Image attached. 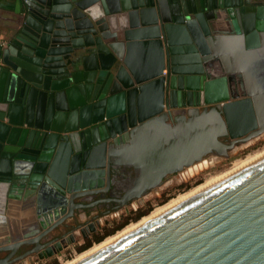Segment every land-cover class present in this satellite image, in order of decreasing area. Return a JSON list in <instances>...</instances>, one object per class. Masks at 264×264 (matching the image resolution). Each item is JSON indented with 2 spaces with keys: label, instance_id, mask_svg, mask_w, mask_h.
Segmentation results:
<instances>
[{
  "label": "water",
  "instance_id": "95a60500",
  "mask_svg": "<svg viewBox=\"0 0 264 264\" xmlns=\"http://www.w3.org/2000/svg\"><path fill=\"white\" fill-rule=\"evenodd\" d=\"M21 1L0 38L7 42L0 46V105H7L0 109V181L10 183L9 199L21 177L17 161L34 163L30 180L46 173L52 188L38 189L35 216L44 228L40 214L51 207L55 223L44 232L66 218L60 206L67 200L109 189V181L100 189L102 171L90 165L70 171L69 197L48 180L70 156L102 154L109 137L115 147L107 156L122 170L136 167L138 135L158 145L152 156L140 155L139 176L122 189L127 213L128 201L142 203L168 175L206 156L227 158L264 134V0H106L108 16L128 18L119 31L107 17L90 20L96 0ZM39 106L57 111L53 124L39 126ZM171 108L182 116L173 125ZM66 116L74 121L63 123ZM23 146L30 156L19 155ZM7 233L0 226V253L29 243L9 245ZM36 255L47 260L52 252ZM10 258L0 264H26ZM69 264H264V154Z\"/></svg>",
  "mask_w": 264,
  "mask_h": 264
},
{
  "label": "flooded vegetation",
  "instance_id": "af4514ba",
  "mask_svg": "<svg viewBox=\"0 0 264 264\" xmlns=\"http://www.w3.org/2000/svg\"><path fill=\"white\" fill-rule=\"evenodd\" d=\"M7 44V42H5ZM6 47V46H5ZM121 50H124V44L119 45ZM81 57V56H80ZM79 59V55L75 56L73 60ZM72 60V61H73ZM92 62H89V65H91ZM72 66H70V70H72ZM90 71H93V69H90ZM164 75V74H163ZM97 76H93L91 78V83L95 86L97 85ZM104 79H102L101 82H99V85L103 84ZM235 92L239 93V86L238 82L235 81ZM243 90L246 91V82H243ZM172 110V111H171ZM179 108L176 109H170L171 111V117L169 118L168 123L171 125L176 123V120L178 118H181V114L178 111ZM56 112L53 109H48L47 107H40L39 106V126L41 123H46L48 125L53 124L54 119L57 117ZM62 114V113H60ZM187 116L186 114H184ZM56 116V117H55ZM64 122L66 123L69 121L73 122V118L69 119V116L63 117ZM47 121V122H46ZM59 122V121H58ZM138 125V123H137ZM104 126H99L102 128ZM43 134L42 129H39V144L43 140ZM116 136H118L117 133H115ZM124 133H121V135ZM38 137L32 135V142L36 141ZM150 140V138H149ZM104 149L103 153L99 154L96 158L90 159L87 157L86 159H83V156L81 155L78 159H73L72 156H70L66 160V164L62 165V168L59 171H52L51 177L48 178L49 181H51L54 185L60 187L65 192V196L69 197L71 194H66V188H68L69 177L71 176L70 171L72 170L74 173L84 171V170H90L96 169L102 171V187L100 189H105L106 184L109 181V189L106 191H102L93 195H86V196H80L75 197L70 202L67 200L65 204H61L63 208V214L67 215L66 218L58 224L56 227H53L48 232H44L46 229L51 227L52 224L55 223V221L50 219L49 213L53 212V209L51 207H47L45 209L49 210H42L40 217L43 221L42 223L45 225L43 228L39 222L36 220V209L37 207V192L38 189L40 190L43 185H45L48 189L52 188L50 185H46L47 183H44V178L46 177V173L41 174L39 176V181H33L30 180L28 176H21L19 180L17 181L16 188H13V192L11 194V198H9L6 203V209L5 213L8 216V222L5 225V227L8 230L7 237L9 240V245H13L15 242L19 241H29V243L22 244L18 246L13 252L7 251L0 253V259H3L9 255H11V260L14 258L22 257L24 261H26V264H33L32 259H37V253H46L47 249H49V252H52V256L49 257L53 258L57 256L58 254L66 252L70 246L74 245L75 243H78L79 245L77 247H81L84 245H87L89 242L93 241L98 235L102 234L105 229L101 227L100 225V219L103 217L111 216L113 219V216H117L120 211L125 210L123 207L120 206V203H122V198L124 196V193L122 189L124 186L127 185L128 181L130 179H134L135 177L139 176L140 171L142 170V166H140V155L146 149L152 156L155 154V151L158 150V145H152L146 144L143 142V138L141 135H138L137 138L133 139V150H134V156L136 157V167L130 168V169H123V167H116L114 166L113 161L116 159V156L113 154V156H107V150L108 147L111 145L112 148L115 147V144L112 143V139L109 137L107 140L104 141ZM122 146V144H121ZM117 147V150L120 151V147ZM10 147V146H8ZM146 147V148H145ZM238 147V146H237ZM236 147V148H237ZM122 149V148H121ZM25 146L21 148L19 151L20 153H23L27 156H30L31 153H29ZM3 153L2 151L0 154ZM6 154V153H5ZM74 157V156H73ZM212 159H215V157L212 156H206L203 158L202 163L207 161V164H211ZM89 162V163H88ZM199 164V163H197ZM90 165V168H85V166ZM196 165V164H195ZM201 166L197 165L195 168L191 169L190 171L186 169L187 174L190 172H193L195 170H198V168ZM2 167L5 168L4 165ZM41 169V167H40ZM3 170V168L1 169ZM0 170V171H1ZM44 170V168H43ZM41 169V171H43ZM183 174V172H181ZM176 174L168 175L167 177L162 179V184L157 189L164 188L167 184L169 179ZM116 182V183H115ZM31 185H35V189H30ZM71 189H75L78 186L75 184H71ZM12 189V187L10 188ZM75 191V190H74ZM77 191L73 192L72 194H75ZM50 194L46 198H50ZM68 199V198H67ZM112 200V202H111ZM114 201V202H113ZM54 200L50 201V204H52ZM131 202H136V200L128 201L127 205H129ZM41 208V206H40ZM39 208V210H40ZM115 213V214H111ZM128 213V212H127ZM126 213V214H127ZM31 217H34V219H31ZM92 222L94 224V230L89 231V229L86 226V223ZM31 224V225H30ZM60 243L61 249L58 250L56 247V244ZM30 251H35V253L29 254ZM47 259V260H48ZM39 261V259H37ZM20 261V260H19ZM16 262L14 264L19 263ZM21 263V262H20Z\"/></svg>",
  "mask_w": 264,
  "mask_h": 264
},
{
  "label": "rangeland",
  "instance_id": "374dc122",
  "mask_svg": "<svg viewBox=\"0 0 264 264\" xmlns=\"http://www.w3.org/2000/svg\"><path fill=\"white\" fill-rule=\"evenodd\" d=\"M262 150H264V134L260 135L255 139L250 140L246 144L238 145L237 148H235L233 151L228 153L227 158L212 159L211 164H207L206 163L207 161H205L198 168V170H195L189 174H187L185 171L183 172V174L179 173L173 175L169 179L168 184L164 188L157 189V192H150L145 197H143L142 203L136 204V202H131L127 206L128 209L127 214L124 213L123 211H120L119 214H117V216H113V219L111 216L108 217L106 216L100 219V225L101 227H103V229H111L115 225V223L127 220V223L121 229L114 231L110 235H106L103 238V240L109 236L114 235L118 231L122 230L127 225L137 222L142 217L152 212L155 208L167 203L168 201L177 197L178 195H181L193 189L194 187L205 182L206 180L215 177L219 174H222L223 172L234 167L238 162L244 160L245 158L255 153H259ZM140 212L144 213V215L142 217H139L138 219H135L137 213ZM111 214H115V213H111ZM100 242L92 241L87 249L93 247L95 244H98ZM78 245H79L78 243H75L74 245L70 246L66 252L58 254L57 256L50 258L48 260L38 261L37 259L33 258L32 259L33 264L35 263L50 264L53 263V261H56L57 264H64L66 262H69L73 260V258H75L80 253L87 250L85 249L80 252L77 251Z\"/></svg>",
  "mask_w": 264,
  "mask_h": 264
},
{
  "label": "clouds",
  "instance_id": "9594fccd",
  "mask_svg": "<svg viewBox=\"0 0 264 264\" xmlns=\"http://www.w3.org/2000/svg\"><path fill=\"white\" fill-rule=\"evenodd\" d=\"M87 14L91 21H100L105 17L108 18V23L114 31H119L128 27V18L126 16L111 15L108 16L106 11V0H96V3L89 6ZM7 105H0V109H6ZM35 167L31 160L17 161L15 164V172L19 176H28ZM11 185L7 181H0V226L6 225L8 216L3 211L7 202Z\"/></svg>",
  "mask_w": 264,
  "mask_h": 264
},
{
  "label": "bare ground",
  "instance_id": "6f19581e",
  "mask_svg": "<svg viewBox=\"0 0 264 264\" xmlns=\"http://www.w3.org/2000/svg\"><path fill=\"white\" fill-rule=\"evenodd\" d=\"M263 154H264V150H262V151L259 152V153H255V154H253V155H251V156L245 158L244 160L238 162L234 167H232L231 169H229V170L223 172L222 174H219V175H217V176H215V177H212V178L206 180L205 182L201 183L200 185L194 187L193 189H191V190H189V191H187V192H185V193H183V194H181V195H178L177 197L171 199V200L168 201L167 203H165V204H163V205H161V206L155 208L152 212H150L148 215L142 217V218H141L140 220H138L137 222L127 225L126 227H124L122 230L118 231V232L115 233L114 235L107 237V238L104 239L102 242H100V243H98V244H95L93 247H91V248L85 250L84 252L80 253L79 255H77L75 258H73V260H71V261H69V262H66V263H64V264H69V263L73 262L74 260L80 258L81 256H83V255H85L86 253L92 251L93 249H95V248L101 246L102 244L106 243L107 241L111 240L112 238L116 237L117 235H119V234H121V233H124V232H126V231H129L130 229H132V228L138 226L139 224H141V223L147 221L148 219L154 217L155 215H157V214H159L160 212L166 210L167 208L171 207L172 205L177 204L178 202L182 201L183 199L187 198L188 196H190V195L196 193L197 191L201 190L202 188L206 187L207 185H209V184H211V183H213V182L219 180L220 178H222V177H224V176L230 174L231 172H233V171L239 169L240 167H242V166H244L245 164L249 163L250 161H252V160H254V159L260 157V156L263 155ZM200 164L202 165V163L196 164L195 166H192V167H190L189 169H186V171H187V170L190 171L191 169L195 168L197 165H200ZM191 171H192V170H191ZM183 172H184V171H183ZM190 173H192V172H190Z\"/></svg>",
  "mask_w": 264,
  "mask_h": 264
},
{
  "label": "crops",
  "instance_id": "0c3cea01",
  "mask_svg": "<svg viewBox=\"0 0 264 264\" xmlns=\"http://www.w3.org/2000/svg\"><path fill=\"white\" fill-rule=\"evenodd\" d=\"M21 0H0V38L6 39L4 36L5 32L2 28L3 25H8L16 19L17 16H14L16 13H19L21 8ZM15 17V18H14ZM6 42V41H5ZM7 45V44H6Z\"/></svg>",
  "mask_w": 264,
  "mask_h": 264
},
{
  "label": "trees",
  "instance_id": "16d2710c",
  "mask_svg": "<svg viewBox=\"0 0 264 264\" xmlns=\"http://www.w3.org/2000/svg\"><path fill=\"white\" fill-rule=\"evenodd\" d=\"M143 215H144V213H142V212L137 213L135 219H138L139 217H142ZM126 223H127V220H124V221L115 223V225L111 229H105V231L102 234L98 235L93 241L94 242H100V241H102L103 238L106 235H110L114 231H117V230L121 229ZM91 242H89L87 245H84V246H81V247H77V251L80 252V251H83V250L87 249L90 246ZM50 264H57V262L56 261H53V263H50Z\"/></svg>",
  "mask_w": 264,
  "mask_h": 264
},
{
  "label": "built area",
  "instance_id": "2783aa9c",
  "mask_svg": "<svg viewBox=\"0 0 264 264\" xmlns=\"http://www.w3.org/2000/svg\"><path fill=\"white\" fill-rule=\"evenodd\" d=\"M0 46H1V47H5V46H6L5 41L0 40ZM35 264H39V263H35Z\"/></svg>",
  "mask_w": 264,
  "mask_h": 264
}]
</instances>
